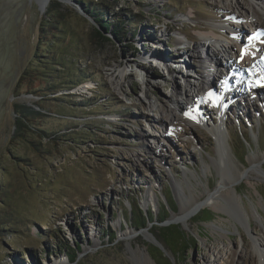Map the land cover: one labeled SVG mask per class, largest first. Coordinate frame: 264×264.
Listing matches in <instances>:
<instances>
[{
    "label": "rangeland",
    "instance_id": "obj_1",
    "mask_svg": "<svg viewBox=\"0 0 264 264\" xmlns=\"http://www.w3.org/2000/svg\"><path fill=\"white\" fill-rule=\"evenodd\" d=\"M57 3L63 14L51 19ZM93 3L104 5L108 20H123V37L100 40L76 0L46 7L0 0V264H145L140 248L156 264L152 255L162 259L154 233L161 236L154 226L182 225L170 219L196 202L205 205L182 225L194 237L184 254L176 253V232L166 237L169 247L160 242L167 264H251L252 254L264 262L256 251L264 250V52L252 50L264 45V34L254 28L257 17L249 9L241 14L236 0ZM56 20L66 32L45 38ZM211 29L225 38L208 41ZM54 42L92 78L65 87L53 77L56 90L50 87L44 100L38 94L46 80L31 75L42 68L34 58L45 57ZM205 49L218 56L206 85L213 95L187 100V83L207 78ZM249 49L254 61L247 67L241 56ZM52 65L57 77L63 68ZM228 81L244 95L230 99ZM213 96L223 97L222 111ZM20 110L39 118L18 123ZM231 136L246 139L235 143ZM223 177L237 180V203L222 196L219 208L213 197ZM164 211L168 218L159 222ZM139 212L149 220L137 228ZM66 243L81 245L74 261L59 249Z\"/></svg>",
    "mask_w": 264,
    "mask_h": 264
},
{
    "label": "trees",
    "instance_id": "obj_2",
    "mask_svg": "<svg viewBox=\"0 0 264 264\" xmlns=\"http://www.w3.org/2000/svg\"><path fill=\"white\" fill-rule=\"evenodd\" d=\"M79 3V6L82 8V13L87 15L89 18H91L94 23L96 24V28H95V35L100 39V40H108L109 37L106 35L107 33H111L112 35H117V36H124L123 35V28H125L123 26V20H119L118 22L116 21H110L108 20L105 16L107 15L106 9L104 7L103 4L101 3H93V0H76ZM56 9L52 10L49 9V14L51 19L52 18H59L62 16L63 11L60 9V3H57V5L55 6ZM58 8L60 9L58 11ZM63 8V7H62ZM60 23L58 20H56L54 23L51 24V26H49V32L47 33L49 39H56L60 33V30H62L61 28H57L56 24ZM67 28L63 29L62 31L66 32ZM50 36V37H49ZM172 42H168V45L171 46ZM47 44V42L45 43ZM54 47H52L53 45H48L49 46V50L47 51V55H45V57H41L39 59V57H35L34 58V62L37 63H41L42 68L38 69L37 72L38 73H34L32 74V78H39L40 76H42L40 79L46 80V84H44V89L42 90L43 93H40L38 95H40V97H42V99L45 100V96L47 95L46 91L51 90L50 87L53 90H56L54 87L56 84V81H61L62 84H65V87H73L75 85L80 84L81 82H84L87 80V78L91 79L92 78V72L91 70H85V69H81L79 66L75 65V63L71 60V59H66L63 55V51L57 49L56 43L54 42ZM36 60V61H35ZM75 60H78V58H76ZM38 63V64H39ZM51 64H53V68L54 65H58L61 66L63 68V71H56L58 72L57 77L54 76L51 71H49L48 69L51 67ZM55 68H57V66H55ZM45 70H47L48 72H50V74H44L43 72H46ZM62 70V69H61ZM54 78V83H50V80ZM27 78V77H25ZM31 79V78H30ZM49 81V82H48ZM43 84V82H41ZM47 85V86H46ZM64 87V85L62 86ZM49 88V89H47ZM18 116H17V121L19 123L20 122H24V120H37L39 117L38 115H35L36 113H29L31 118L28 117L27 113L24 110H20L17 112ZM24 119V120H23ZM25 124V123H24ZM21 127H26V125H23ZM23 128H19L20 130H23ZM35 128V127H33ZM18 129V130H19ZM40 133L45 134L42 131H37L36 135L39 136L40 138L42 137ZM232 137V142H240V140L243 142V138L241 139L240 137ZM235 139V140H234ZM33 145H35L34 142H32ZM166 199L168 200V196L165 194ZM172 209V208H171ZM202 211H207L210 214V210H206V209H202ZM138 218L135 221V224L138 227H143L147 220H149V217H146L145 215L143 216L142 212H139ZM136 215V216H137ZM168 218V215L165 214V211L162 215V217L158 218L159 222H163ZM214 219V216H210L208 218H199L197 220H199L200 222H207V221H211ZM155 230L160 234L161 237H159L158 235H156L154 233V235L156 236V238L164 245V247H167L168 244L166 242V237L167 235H169L170 233H174L176 232L177 235V243L180 250H178L176 253L178 254H182L183 251H185L187 248H189V244H192V242H194V237H192V235L187 234L183 228L182 225L180 224H171L168 226H159V225H155L154 226ZM54 238L57 239L56 237V232L54 231V233L51 234ZM111 240L114 238V236L110 237ZM57 246H59L58 241L56 242ZM67 245H62L60 246V250L65 252L68 255V258L70 261H74L79 253V251L81 250V245L80 243H76V246H72L69 243H66ZM156 250H158L159 253V257H161L162 260L157 259V257H155L154 255H152V257L154 258V260L156 261V264H167L166 263V255L165 252L162 248H160L158 245H154L153 246ZM169 247V246H168ZM176 247V246H175ZM72 252H71V251ZM184 254V253H183ZM166 260V261H164ZM11 264H20L19 262L15 261L14 263Z\"/></svg>",
    "mask_w": 264,
    "mask_h": 264
},
{
    "label": "bare ground",
    "instance_id": "obj_3",
    "mask_svg": "<svg viewBox=\"0 0 264 264\" xmlns=\"http://www.w3.org/2000/svg\"><path fill=\"white\" fill-rule=\"evenodd\" d=\"M50 1L51 0H38L39 4L41 6H43V7H46L49 4ZM250 1H251L250 2L251 3V6L249 4L248 7H246V6L244 7V5L242 6V4L240 2L238 3V0H236L237 4H241V11H242L241 14L246 13L247 12V9H249V10H251L252 16H256L257 17V22H256L257 24H254V28H255V30L257 32V35H259V37H260L261 35L263 36V34H264V5L262 4V2L260 0H250ZM217 30L218 29H211L210 30V33L205 36V39H207L208 41L212 40V38H221V39H224L225 38L224 35L221 34L219 32V30L218 31ZM259 40H260V42H264V37L259 38ZM223 44L227 47L228 50H231V49L234 48L233 45H231V44H227V45L225 43H223ZM223 44H221V45H223ZM263 46L264 45H262L261 43L259 44L258 42L253 46L252 50L255 51V55H256V53L258 51V56L259 57L262 56L261 54L264 52V47ZM247 52H248V54L245 53L243 55V58H242V61H241L242 63L241 64L243 66H247L248 67L249 66L248 64L249 63L250 64L253 63L254 59L250 55V54H252V52L250 51V49ZM195 53L198 54V56H201L202 55L201 52H199V51H195ZM204 53H205L204 59H200V60H201V63L203 64V67H204L205 71L207 72V75L206 76H207L208 79L206 78V80H200L199 83L197 85H195V86H194V84L192 86V84L190 82L187 83V88L189 90H187L186 88H184L183 91H181V93H183V95L185 96V98L187 100H189L191 97H195V99H199L200 97H202V95H203L202 93H204V95L206 97V95L210 93L209 91L207 92L206 85L209 83L208 80H210L209 79V76H210L209 73L211 72V67H212L211 65L212 64H218V62H217L218 61V56H216L214 53H209V51L207 49L204 50ZM263 56H264V54H263ZM259 64H260V60H259ZM227 68H230V67L228 66ZM235 69H236V67L234 69H232L230 72H233V70H235ZM122 74L124 76L125 72L124 73L122 72ZM224 80H225V78H224ZM257 81H258V78H257ZM223 83H225V81L222 82V84H221L222 87L224 88ZM228 84H229V88H231L230 91L232 93L235 90L234 96L232 95L233 97H229L230 99H232V98H234L235 96L238 95V92H240V89L237 88L238 86L237 87L234 86V88H233V85L232 84H234V82H229L228 81ZM254 90H255V92L257 91L256 92L257 93V97H259V94H261V89L258 86L255 85L254 86ZM190 92H192L191 95H190ZM241 95L243 96L244 94L241 93ZM210 99L211 98H209V100ZM222 99H223L222 96H219V97L218 96H213L212 101H211V102H213L214 106H218V108H220L219 110H221V111H222L223 107L226 106V105H222L221 104L222 103ZM227 101H228V99H227ZM172 103L174 105L177 104V102H175V101H173ZM176 106H178V105H176ZM200 112L201 111L198 110V107H197L195 114L202 116L203 113L202 112L200 113ZM261 165H262V163H261ZM227 181H229V182H227ZM234 181H237V180L236 179L235 180H230L228 178L223 177V181H222L223 188L220 191H218L214 195V197H213L214 199H216L217 206L219 208H222L223 205H225V202L223 200H221V197L222 196H226L229 201H233V202H236L237 203V196H236V193L237 192H236V188H235V183H233ZM227 184H229L228 187L230 186L231 189L227 187ZM204 205H205V203H203V202H200V203L199 202H196L195 205L193 207H191L190 209H188L183 215L174 216V217H172L170 219V221L171 222H183L185 225H187L188 224V221ZM224 208H225V206H224ZM239 211H241V214L244 217V219H246L249 222L247 213L244 214L241 209ZM255 243H256V240H255ZM256 251H257L258 255L264 256V250L262 248H257ZM137 252H138L137 258H139V260L141 259L144 262H147L145 264H152V263H149L150 256H149L146 248L137 249ZM135 253H136V251H135ZM59 264H62V263H59ZM251 264H258L257 263V260H256V257L253 254L251 255ZM260 264H264V262H260Z\"/></svg>",
    "mask_w": 264,
    "mask_h": 264
},
{
    "label": "water",
    "instance_id": "obj_4",
    "mask_svg": "<svg viewBox=\"0 0 264 264\" xmlns=\"http://www.w3.org/2000/svg\"><path fill=\"white\" fill-rule=\"evenodd\" d=\"M183 226L185 225L184 223L182 224ZM156 245H158L160 248H162L163 250H164V248H163V246L161 245V243L160 242H158V241H156V243H155Z\"/></svg>",
    "mask_w": 264,
    "mask_h": 264
},
{
    "label": "snow or ice",
    "instance_id": "obj_5",
    "mask_svg": "<svg viewBox=\"0 0 264 264\" xmlns=\"http://www.w3.org/2000/svg\"><path fill=\"white\" fill-rule=\"evenodd\" d=\"M241 58H243V53H242ZM208 95H209V97H211L213 94L212 93H209Z\"/></svg>",
    "mask_w": 264,
    "mask_h": 264
}]
</instances>
